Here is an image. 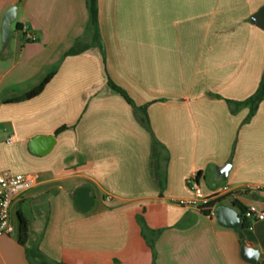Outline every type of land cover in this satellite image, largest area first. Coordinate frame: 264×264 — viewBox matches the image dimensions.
<instances>
[{
  "label": "crops",
  "instance_id": "obj_1",
  "mask_svg": "<svg viewBox=\"0 0 264 264\" xmlns=\"http://www.w3.org/2000/svg\"><path fill=\"white\" fill-rule=\"evenodd\" d=\"M263 6L98 0L102 49L65 57L87 34V0H0V172L36 179L10 206L14 232L0 237V264H250L243 245L264 259V220L240 239L181 204L194 198L188 180L197 173L206 196L224 186L251 191L219 206L264 209V101L249 121L248 107L228 103L252 96L264 75V30L251 22ZM55 69L39 96L3 103ZM109 80L147 106L148 126ZM37 136L56 138L49 154L31 152ZM228 164L223 179L218 169ZM139 216L158 233L144 236ZM28 250L40 258L29 261Z\"/></svg>",
  "mask_w": 264,
  "mask_h": 264
},
{
  "label": "trees",
  "instance_id": "obj_2",
  "mask_svg": "<svg viewBox=\"0 0 264 264\" xmlns=\"http://www.w3.org/2000/svg\"><path fill=\"white\" fill-rule=\"evenodd\" d=\"M87 6L89 9V13H90V23H89V26L87 28V34L75 42L73 47L65 54V57L75 56V55L81 54L84 51H86L89 48L94 47V46L102 49L100 31H99V22H98V0H87ZM87 40H90V42L88 43ZM56 73H57V69L51 71L40 84H38L37 86L33 87L32 89H30L29 91H27L23 94L3 99V103L4 104L21 103V102L28 101V100H31V99L39 96L43 92V90L45 89L47 84L56 75ZM108 85L113 91H115L120 96H122L125 99V101L129 105H131L141 115V119H142L143 123H145L148 126L149 122H148V117H147V106L137 107L134 104L131 97L128 95V93L124 89H122L121 87H119L115 83H113L111 80L108 81ZM262 101H264V75L260 81L258 89L256 90V92L252 96H250L248 99H246L243 102L228 101V103L235 107V109H233V112L235 110H238L242 106L248 107L250 109V112H249L247 121H249L256 114L258 107ZM65 129H66V127L60 128L55 133V135H58L60 132H62ZM160 147H161V145L157 142V150ZM250 192L251 191H249V190H241V191H238V192L231 194L230 196H227V197L247 196V195H249ZM227 197H225L221 200L215 201V202H211L210 204H208L206 206L200 207L199 210L204 215H210L212 208L216 204L222 203V201L227 199ZM233 205L236 206L240 210L241 216L247 208L245 205H243L239 201H235L233 203ZM213 218H215V217H213ZM19 220H20L19 242L21 245H25L27 242V239H28L29 225H28V222L20 215H19ZM138 220H139V224L141 226L142 233L144 236H146V234L149 232L154 233V234L158 233L156 231H151L147 227L143 217L139 216ZM243 230L244 231L247 230V223L246 222L243 223ZM27 257H28L29 261L32 262L35 258H40V255L33 252L32 250H28L27 251Z\"/></svg>",
  "mask_w": 264,
  "mask_h": 264
},
{
  "label": "built area",
  "instance_id": "obj_3",
  "mask_svg": "<svg viewBox=\"0 0 264 264\" xmlns=\"http://www.w3.org/2000/svg\"><path fill=\"white\" fill-rule=\"evenodd\" d=\"M22 31L25 32L27 40L34 41L35 36L29 31L27 26H23ZM36 185V179L29 174L12 175L8 172H0V237L13 234L14 227L10 222V206L20 199L24 194ZM188 186L193 192L194 198L188 201H182L181 204L188 207H203L211 202L221 200L231 194L230 189L224 186L211 196H206L198 182V174L194 173L188 180ZM220 203L216 204L211 212V217H216V208ZM241 219L247 223V230L253 231L257 222L264 220V209H260L255 205L246 208Z\"/></svg>",
  "mask_w": 264,
  "mask_h": 264
},
{
  "label": "water",
  "instance_id": "obj_4",
  "mask_svg": "<svg viewBox=\"0 0 264 264\" xmlns=\"http://www.w3.org/2000/svg\"><path fill=\"white\" fill-rule=\"evenodd\" d=\"M16 7L11 8L4 17L2 26V43L3 49L7 47L12 38L11 25L16 17ZM251 22L264 30V6L251 18ZM56 143L54 136H37L30 142V150L33 154L38 156H45L49 154ZM230 165H226L218 169L220 176L223 179L227 178ZM216 220L218 223L226 228L237 230L240 239H244L243 221L241 219L240 212L233 206L220 205L216 208ZM242 258L250 264H264V259H260V253L258 250L248 248L246 245L241 249Z\"/></svg>",
  "mask_w": 264,
  "mask_h": 264
},
{
  "label": "rangeland",
  "instance_id": "obj_5",
  "mask_svg": "<svg viewBox=\"0 0 264 264\" xmlns=\"http://www.w3.org/2000/svg\"><path fill=\"white\" fill-rule=\"evenodd\" d=\"M245 234H246V235H249V231H248V230H246V231H245Z\"/></svg>",
  "mask_w": 264,
  "mask_h": 264
}]
</instances>
